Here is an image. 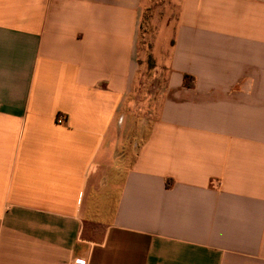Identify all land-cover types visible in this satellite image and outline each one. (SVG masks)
<instances>
[{"label":"crops","instance_id":"crops-1","mask_svg":"<svg viewBox=\"0 0 264 264\" xmlns=\"http://www.w3.org/2000/svg\"><path fill=\"white\" fill-rule=\"evenodd\" d=\"M156 1L0 0V264H264V0H173L142 71Z\"/></svg>","mask_w":264,"mask_h":264},{"label":"rangeland","instance_id":"rangeland-1","mask_svg":"<svg viewBox=\"0 0 264 264\" xmlns=\"http://www.w3.org/2000/svg\"><path fill=\"white\" fill-rule=\"evenodd\" d=\"M177 13L176 6L173 5V0H157L154 4L150 6L145 11L144 14V21L142 26V32L140 37V49L143 53H146L145 59L143 61V66L141 68L142 71L144 70H151L154 68L162 69L161 67H157L156 60L153 59V48L154 42L158 38V35L162 31V28L165 25H169L171 21L175 18ZM165 36L169 37L173 35V31L170 29H165L164 33ZM157 48L158 52L162 49H166L168 45L165 46L166 41L158 39L157 40ZM152 60L154 61V67L152 65ZM146 76V75H144ZM152 78H142L143 86L145 89L148 90V86H153ZM145 81V82H144ZM147 90L142 91L140 95V102L142 101L143 110L139 109L140 115H145L147 117L150 116L151 112L147 111L149 108L154 106V103L151 100H148L149 95ZM148 95V96H147ZM147 97V98H146ZM146 103V104H145ZM142 107V106H141ZM147 111V112H146Z\"/></svg>","mask_w":264,"mask_h":264},{"label":"built area","instance_id":"built-area-1","mask_svg":"<svg viewBox=\"0 0 264 264\" xmlns=\"http://www.w3.org/2000/svg\"><path fill=\"white\" fill-rule=\"evenodd\" d=\"M58 123L63 124L64 123V117L62 115L59 116L58 118ZM76 264H88L86 259H80L79 261L76 262Z\"/></svg>","mask_w":264,"mask_h":264},{"label":"trees","instance_id":"trees-1","mask_svg":"<svg viewBox=\"0 0 264 264\" xmlns=\"http://www.w3.org/2000/svg\"><path fill=\"white\" fill-rule=\"evenodd\" d=\"M152 65H153V67L155 66V65H154V61H153V60H152Z\"/></svg>","mask_w":264,"mask_h":264}]
</instances>
